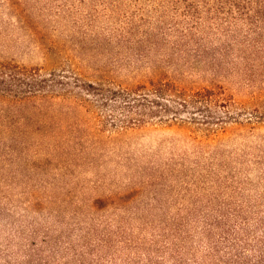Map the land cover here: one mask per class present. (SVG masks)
Instances as JSON below:
<instances>
[{"label": "rangeland", "instance_id": "1", "mask_svg": "<svg viewBox=\"0 0 264 264\" xmlns=\"http://www.w3.org/2000/svg\"><path fill=\"white\" fill-rule=\"evenodd\" d=\"M203 17L200 0H0V67L189 101L172 118L77 89L92 103L0 97V264H212L208 218L264 216V20Z\"/></svg>", "mask_w": 264, "mask_h": 264}, {"label": "trees", "instance_id": "2", "mask_svg": "<svg viewBox=\"0 0 264 264\" xmlns=\"http://www.w3.org/2000/svg\"><path fill=\"white\" fill-rule=\"evenodd\" d=\"M205 14L211 20L220 19L230 24L264 20V0H200V29ZM76 89L89 98L102 101L103 105L119 101L126 103L129 111L138 109L147 116L156 115L158 110L155 109L163 105L168 117L177 118L189 106L185 91L179 90L170 81L152 80L149 86L139 87L141 93L136 96L131 91H121L106 83L83 82L65 72L46 75L37 69L0 67V97L7 102L24 104L33 100H47L55 97L59 91L64 100L92 103L89 99L79 98L80 93L76 94ZM204 92L211 93L206 89ZM196 96V99H200V95ZM215 229L221 232L219 236L217 234V240L214 237ZM202 235L210 241L211 253L207 257L212 259V264H264V216L208 218L201 238ZM5 264H10V261Z\"/></svg>", "mask_w": 264, "mask_h": 264}]
</instances>
